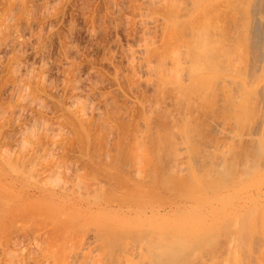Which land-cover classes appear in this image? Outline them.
<instances>
[{
	"label": "bare ground",
	"instance_id": "bare-ground-1",
	"mask_svg": "<svg viewBox=\"0 0 264 264\" xmlns=\"http://www.w3.org/2000/svg\"><path fill=\"white\" fill-rule=\"evenodd\" d=\"M139 1L143 38L124 52L145 86L135 133L121 135L120 106H73L60 144L79 141V154L63 165L36 154L27 127L38 147L19 151L33 160L0 154V245L35 205L56 235L52 264H264V0Z\"/></svg>",
	"mask_w": 264,
	"mask_h": 264
},
{
	"label": "rangeland",
	"instance_id": "rangeland-1",
	"mask_svg": "<svg viewBox=\"0 0 264 264\" xmlns=\"http://www.w3.org/2000/svg\"><path fill=\"white\" fill-rule=\"evenodd\" d=\"M133 3V0H0L1 155L8 147L6 155L12 156L14 161H19L17 158H23L25 154L31 162L34 151L30 152L29 147V151L21 154L19 149L29 142L38 143L37 136L32 137L30 130L28 133L25 130L37 127L41 146L36 154L39 150L44 154L46 149L45 155L52 151L54 154L50 152V156L63 165L67 159L75 163L80 143L72 138L68 147L62 146L61 134L70 132L65 121L67 116L72 115L77 106L87 103L89 110L93 108L87 114L92 111L95 116L107 104L116 108L120 106L125 114L128 112L119 122L121 135L131 137L135 133L133 123L141 121L139 99L145 94V86L129 72L124 52L128 46L134 47L141 41L145 26L142 27L138 20L136 22L138 12L136 14V4ZM156 24L160 27L159 22ZM156 29L154 25L151 29L154 36L150 35L156 39L155 32L158 31L157 38L160 39L161 29ZM24 95L29 99H22ZM207 121L205 126L209 127L211 121H208L209 125ZM223 128L229 130L222 125L215 134L214 142H218L217 149L221 148L217 151L219 153H227L231 142L234 143L230 131L227 133ZM95 129L98 128L95 126ZM235 142L239 151L243 148L240 153L244 156L249 147ZM219 155L213 157L215 164L221 159ZM215 164L211 165L216 169ZM212 168L208 179H212L213 184L221 177ZM262 177L264 175L257 177L255 182L260 179L263 182ZM35 209V205L28 206L12 219L0 245V264H52L48 252L54 247L56 235L45 214ZM257 254L259 258L264 255L261 249Z\"/></svg>",
	"mask_w": 264,
	"mask_h": 264
}]
</instances>
